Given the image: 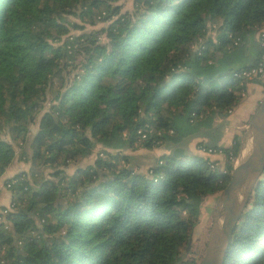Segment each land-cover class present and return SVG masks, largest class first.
Wrapping results in <instances>:
<instances>
[{"label":"trees","instance_id":"trees-1","mask_svg":"<svg viewBox=\"0 0 264 264\" xmlns=\"http://www.w3.org/2000/svg\"><path fill=\"white\" fill-rule=\"evenodd\" d=\"M121 7L0 0V264H198L186 245L240 144L221 148L212 130L262 60L264 0ZM195 136L230 156L225 168L191 149ZM158 142L167 152L139 169L128 150ZM223 264H264V169Z\"/></svg>","mask_w":264,"mask_h":264},{"label":"water","instance_id":"water-1","mask_svg":"<svg viewBox=\"0 0 264 264\" xmlns=\"http://www.w3.org/2000/svg\"><path fill=\"white\" fill-rule=\"evenodd\" d=\"M245 147L248 150L243 154ZM240 148L243 155L231 165L229 179L217 198L205 252L198 264H223L234 228L264 169V96L248 123Z\"/></svg>","mask_w":264,"mask_h":264},{"label":"rangeland","instance_id":"rangeland-1","mask_svg":"<svg viewBox=\"0 0 264 264\" xmlns=\"http://www.w3.org/2000/svg\"><path fill=\"white\" fill-rule=\"evenodd\" d=\"M133 5H134V0H122L121 9L122 10L132 9ZM106 23H107L106 21H100V22H97L96 24H94L93 27L99 28L100 26L105 25ZM86 26L92 27L89 24H86ZM262 31H264V28H261L259 30V32L257 33V37L260 40V43L263 44V46H264V39L261 38ZM72 32H79V30L72 29ZM263 50H264V48H263ZM76 56H77L76 60L79 61L81 54L78 53ZM70 68H73L72 65L70 66ZM259 82H261L260 84H261L262 89L264 91V70L262 73L254 72V73L247 74L246 80L244 82V84H245L244 88L241 91H239L241 94L240 99L244 95H250L248 99H249V102H251L253 99V95H255L258 92ZM57 85H58V82H55L54 86L56 87ZM263 96H264V92H263ZM263 96H262V98H263ZM50 97H51V93H48L47 99L43 102L42 109H44L48 105ZM258 105H259V103L255 104L256 108ZM256 108H255V110H256ZM41 110H38L36 112V114L38 115ZM235 110L236 109L234 106L231 110H229L226 113L227 116L228 115L234 116ZM255 110H254V112H255ZM227 116H226L225 122L222 121V119L220 118V120L222 121V125L219 126V123H217V125L215 123L213 126V130H215L216 132H218V131L220 132V129L222 128V132L220 133V138H219V143H218V145L221 148L231 146V144H233V142L235 140V137L239 140L240 144L238 146V152H237V154L233 155L231 157V159H229L230 156L228 154H226V152L223 150L220 152L218 151V152H214V153L213 152L209 153V152L203 151L202 149L201 150L197 149L198 141L200 140L199 138H194L190 142V147L194 152L199 153L203 158H207L210 162H213L212 166L214 165V163L215 164L218 163L222 168H225L227 162H229V161H227L228 159L230 160V164L232 165L235 162L236 158H237V160H239L240 157L243 154H246V152L248 150L247 147H245L243 154L241 155V152H240L241 148L240 147H241V143L244 139V136L246 134V130H247V126H248L246 121L249 118L248 117L246 118V120H245L246 126L244 128H238L235 124L238 121L227 119ZM137 146H139V144ZM97 150H98V148L96 147L92 156L86 160L81 161V163L84 164L86 162H89L90 160L92 161L93 158L95 157V153L97 152ZM128 151L135 155V159L137 161H140L141 166L139 167V169L144 170L146 168V166L150 164V162H151L150 160H152V156L159 157L162 153H166L167 149L164 148L162 142L161 143L158 142L154 146H152L151 148H144V147L139 146L135 150H131V151L128 150ZM18 161L19 160H17V162ZM5 174L6 173L0 174V190H1L0 207H2L3 203L1 204V202L3 201V198L5 197V195H4V192H5L4 189L6 188L5 184H4ZM225 174L227 177H229L230 171H226ZM227 179H229V178H227ZM221 190L214 192L212 194H209L204 199L203 205H202L203 208H202V212L200 214L199 220L193 227V231L191 233V239H190L189 245H188V243L186 245L187 246L186 247L187 248L186 256L188 258L194 259L197 263L201 260L203 254L205 252V248H206V244H207V240H208V236H209V232H210V227H211V224L213 221L215 205H216L217 198H218ZM68 198H71V197H68ZM8 201L9 200H7L6 203H8ZM68 201L70 202L69 199H68ZM3 217L4 216H2V218ZM59 241H60V239L56 238L55 242L58 243ZM3 250H4V248L0 249V254L3 252Z\"/></svg>","mask_w":264,"mask_h":264},{"label":"crops","instance_id":"crops-1","mask_svg":"<svg viewBox=\"0 0 264 264\" xmlns=\"http://www.w3.org/2000/svg\"><path fill=\"white\" fill-rule=\"evenodd\" d=\"M261 82H259V88H258V92L253 95V99L251 102H249V96L250 95H244L239 102L235 105V112H234V116L228 115L225 113L224 117H221L222 121L225 122L226 116L227 119L230 120H236L238 122H236V126L238 128H244L246 126L245 120L248 117L249 119L246 121L247 125L252 117V114L254 113V110L256 108L255 104H258L259 101L261 100L262 96H263V89L262 86L260 84ZM251 115V116H250ZM237 118V119H236ZM222 121L220 120V118H217L215 120V123L217 125V123H219V126L222 125ZM221 128V127H220ZM215 130H212V134H213V139L219 143V138H220V133L222 132V128L220 129V132H214ZM205 134V133H204ZM194 138H199V139H207L206 136H195ZM192 138V139H194ZM4 195L5 197L3 198V201L1 202V204L3 203L6 204L7 200H9L8 198H10V194H9V190L8 189H4ZM1 193V192H0Z\"/></svg>","mask_w":264,"mask_h":264},{"label":"built area","instance_id":"built-area-1","mask_svg":"<svg viewBox=\"0 0 264 264\" xmlns=\"http://www.w3.org/2000/svg\"><path fill=\"white\" fill-rule=\"evenodd\" d=\"M261 38L262 39H264V31H262V33H261ZM262 46H263V44H261ZM69 47V46H68ZM263 48H264V46H263ZM263 70H264V50H263V53H262V60L256 65V66H254V67H252V68H250V69H247V70H244V71H242L241 72V74L244 76V77H246V75L247 74H250V73H254V72H258V73H262L263 72ZM143 136H145V133H142V137ZM203 150V151H205V152H209V153H214V152H220V151H222L220 148H218V149H216V148H211V147H209V148H201L200 147V150ZM213 164V162H211V165ZM10 186V182H7L6 184H5V187L7 188V187H9ZM0 192H1V190H0ZM9 208L8 207H4V208H2V210L0 211V213H1V215H0V219H2V216H4V214L6 213V211L8 210ZM8 225H7V223L5 224V227H7Z\"/></svg>","mask_w":264,"mask_h":264}]
</instances>
